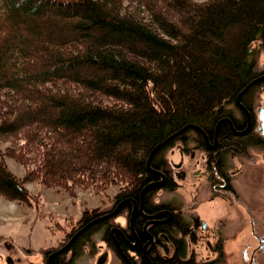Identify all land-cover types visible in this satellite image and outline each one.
Segmentation results:
<instances>
[{
    "label": "trees",
    "instance_id": "obj_1",
    "mask_svg": "<svg viewBox=\"0 0 264 264\" xmlns=\"http://www.w3.org/2000/svg\"><path fill=\"white\" fill-rule=\"evenodd\" d=\"M263 39L264 0H0V196L30 202L26 181L137 192L156 145L152 165L258 75Z\"/></svg>",
    "mask_w": 264,
    "mask_h": 264
},
{
    "label": "flooded vegetation",
    "instance_id": "obj_2",
    "mask_svg": "<svg viewBox=\"0 0 264 264\" xmlns=\"http://www.w3.org/2000/svg\"><path fill=\"white\" fill-rule=\"evenodd\" d=\"M249 91L240 98L246 109L236 98L229 104L235 111L226 108L213 125L196 123L200 129L173 136L137 192L83 211L35 251L1 247L0 264H258L264 229L257 205L238 199L234 183L247 163H257L247 150H264V99L256 107ZM222 127L244 137L243 146L225 148Z\"/></svg>",
    "mask_w": 264,
    "mask_h": 264
},
{
    "label": "rangeland",
    "instance_id": "obj_3",
    "mask_svg": "<svg viewBox=\"0 0 264 264\" xmlns=\"http://www.w3.org/2000/svg\"><path fill=\"white\" fill-rule=\"evenodd\" d=\"M250 49L251 52L257 51L253 58L257 61L256 70L260 75L264 73V39L254 42ZM258 87H261V84ZM258 87H254L252 91V95H257L254 104L256 107L264 99V88L258 91ZM230 106L226 108L234 110ZM10 146L9 140L1 143V147L5 150ZM263 153L264 150L260 146L247 150V156L251 160H257V163L254 165L247 163L234 183L237 187L238 199L248 204L256 203L257 216L264 229ZM6 162L17 176L21 178L25 176L24 163L12 156H6ZM123 185H111L102 191L77 186L67 190L60 186H51L49 183L26 181L25 186L32 194L30 202L10 200L0 196V248L6 249L14 245L18 248L30 247L29 250L35 251L46 246L62 234L61 228L74 223L83 211L95 207L100 209L108 207L116 195L122 193ZM258 261V264H264V252L259 255ZM82 263L87 264L85 261Z\"/></svg>",
    "mask_w": 264,
    "mask_h": 264
},
{
    "label": "water",
    "instance_id": "obj_4",
    "mask_svg": "<svg viewBox=\"0 0 264 264\" xmlns=\"http://www.w3.org/2000/svg\"><path fill=\"white\" fill-rule=\"evenodd\" d=\"M250 51H251V49H250ZM262 80H264V73H262V74H260V75H258L257 77H255L253 80H251L240 92H239V94H238V96H237V100H238V103L241 105V107L243 108V109H246L245 108V106L243 105V103H241L240 102V98H241V96L252 86V85H254L255 83H257V82H259V81H262ZM262 120H263V122H262V125H261V127H260V129L263 131V134H264V117H262ZM190 126H193V127H197V128H199L200 129V127L197 125V124H195V123H190V124H187V125H185V126H183L180 130H178V131H176L175 133H173L172 135H170V137L169 138H172L173 136H175V135H177L178 133H180V132H182L183 130H185L186 128H188V127H190ZM248 128L249 127H247L245 130H243V131H236L235 130V132H237V133H244V132H246L247 130H248ZM168 138V139H169ZM161 144L162 143H159L158 145H156L154 148H153V150H152V152H151V154H150V156H149V158H148V161H147V168L149 169V170H153L152 168H151V164H150V160H151V157H152V155H153V153H154V151L159 147V146H161ZM154 171V170H153ZM68 246V245H67Z\"/></svg>",
    "mask_w": 264,
    "mask_h": 264
}]
</instances>
